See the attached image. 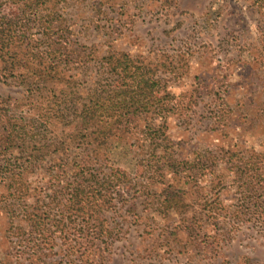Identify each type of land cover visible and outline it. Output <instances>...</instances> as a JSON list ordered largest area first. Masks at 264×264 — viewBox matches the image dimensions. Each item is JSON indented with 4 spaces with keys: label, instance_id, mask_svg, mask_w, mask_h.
I'll list each match as a JSON object with an SVG mask.
<instances>
[{
    "label": "rangeland",
    "instance_id": "rangeland-1",
    "mask_svg": "<svg viewBox=\"0 0 264 264\" xmlns=\"http://www.w3.org/2000/svg\"><path fill=\"white\" fill-rule=\"evenodd\" d=\"M31 43L0 59V264H264V0H39ZM137 68L161 105L105 111ZM98 131L129 176L102 258L51 221Z\"/></svg>",
    "mask_w": 264,
    "mask_h": 264
},
{
    "label": "trees",
    "instance_id": "trees-1",
    "mask_svg": "<svg viewBox=\"0 0 264 264\" xmlns=\"http://www.w3.org/2000/svg\"><path fill=\"white\" fill-rule=\"evenodd\" d=\"M0 2L2 3H0L1 6H5L3 11L0 10V59L7 61V65H16L20 63L16 49L30 46L34 50L35 46L31 42L39 32V0H0ZM38 46L39 42L36 44L37 48ZM109 60H112V56L109 57ZM119 64L125 66L122 63ZM109 65L112 64L110 63ZM139 69L137 68L136 72L129 76L134 80L133 86L126 87L118 95L122 97L121 102H111L109 107L104 108L105 111H112L115 108L126 110V112L133 109L134 112L147 108L150 103L153 106L161 105L158 98L161 97V81L154 78L152 80L147 79L145 72H137ZM122 71L126 72V67ZM98 105L102 109L103 104ZM112 114L118 115L116 122L123 118L122 115L124 113L109 112L107 116ZM101 137H104V135L100 131L89 134L85 138L82 137L84 144L89 147L83 156L79 155V158L70 162V165H74L71 168L72 172L78 173L77 175L79 176H73L77 183L75 187L73 186L69 189V205L64 208H58L60 211L57 212L56 219L51 221L53 224L56 223L52 226V229L61 232L60 235H64V240H68L72 236L70 233L66 238L64 233L68 229L71 231L70 227L77 226L78 230L75 228L72 230L76 232L75 236H79L76 239L88 241V244H96L98 241L105 245V250L98 248L100 256L102 252V258L105 253L108 252L110 254L109 247L113 242L106 230V226L103 225L105 220L100 218V210L103 212L105 208L108 207L110 209L117 202L123 201L124 191L121 185V178L129 176L125 170L113 166L108 167L102 163V148L106 144L100 143ZM78 145L82 147L80 143ZM97 214H99V218ZM46 219H50L49 215L47 212L42 211L38 222L39 233L43 234L42 226L46 224ZM109 232L111 231L109 230ZM31 233L33 234V231ZM111 235L115 236V234ZM72 247L75 253L80 250L75 243Z\"/></svg>",
    "mask_w": 264,
    "mask_h": 264
}]
</instances>
